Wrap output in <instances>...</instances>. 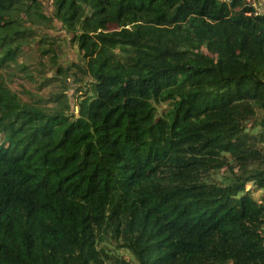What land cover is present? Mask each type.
Wrapping results in <instances>:
<instances>
[{
    "label": "trees",
    "instance_id": "trees-1",
    "mask_svg": "<svg viewBox=\"0 0 264 264\" xmlns=\"http://www.w3.org/2000/svg\"><path fill=\"white\" fill-rule=\"evenodd\" d=\"M56 25L89 81L44 28L32 45L61 88L24 102L2 77ZM0 264H264V15L244 0H0Z\"/></svg>",
    "mask_w": 264,
    "mask_h": 264
},
{
    "label": "rangeland",
    "instance_id": "rangeland-1",
    "mask_svg": "<svg viewBox=\"0 0 264 264\" xmlns=\"http://www.w3.org/2000/svg\"><path fill=\"white\" fill-rule=\"evenodd\" d=\"M228 1V0H225ZM245 2L252 4L257 12L264 15V0H244ZM45 13L50 16L52 13V6L48 4L46 6ZM20 30L33 29L34 26L30 24L22 25ZM45 28V34L56 43V56L57 62L63 68H71V72L75 73L76 78L80 77L82 84L86 85L89 81L84 75H78L76 69L72 68L73 63L81 61L75 47L67 41V37L64 35L58 25L53 28L42 27L34 31L31 38L28 39V43L23 47L22 56L19 58L20 63H24L27 69L23 72L18 71L14 66L7 69L3 75L5 85L14 93H16L24 102L43 106L45 101H48L54 94L58 93L61 88L58 80H54V70L51 69L49 61L46 56L42 55L36 50V47L32 45V40L38 41L42 31ZM29 43H31L29 45ZM31 76L32 78H28ZM74 77L66 80V86L68 90L66 94L69 98L71 112L76 113L75 102L78 92V83L73 81ZM49 80V81H47ZM46 82V84H45ZM81 87V86H80ZM168 108L167 103H162L159 106V111H166ZM256 200L261 199V193L254 194ZM127 256L126 254H124Z\"/></svg>",
    "mask_w": 264,
    "mask_h": 264
},
{
    "label": "built area",
    "instance_id": "built-area-1",
    "mask_svg": "<svg viewBox=\"0 0 264 264\" xmlns=\"http://www.w3.org/2000/svg\"><path fill=\"white\" fill-rule=\"evenodd\" d=\"M252 5V4H251ZM253 6V5H252ZM254 7V6H253ZM256 10V9H255ZM256 12H257V10H256ZM258 13V12H257ZM259 14V13H258Z\"/></svg>",
    "mask_w": 264,
    "mask_h": 264
}]
</instances>
